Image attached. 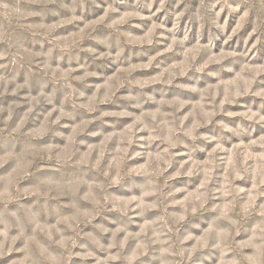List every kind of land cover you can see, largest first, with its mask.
Here are the masks:
<instances>
[{
    "label": "clouds",
    "instance_id": "9594fccd",
    "mask_svg": "<svg viewBox=\"0 0 264 264\" xmlns=\"http://www.w3.org/2000/svg\"><path fill=\"white\" fill-rule=\"evenodd\" d=\"M0 264H264V0H0Z\"/></svg>",
    "mask_w": 264,
    "mask_h": 264
}]
</instances>
